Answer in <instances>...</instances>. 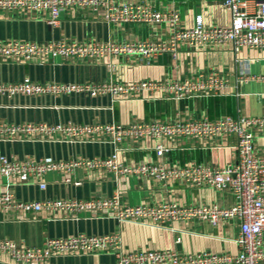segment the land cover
Here are the masks:
<instances>
[{
  "label": "crops",
  "instance_id": "1",
  "mask_svg": "<svg viewBox=\"0 0 264 264\" xmlns=\"http://www.w3.org/2000/svg\"><path fill=\"white\" fill-rule=\"evenodd\" d=\"M117 2H145L159 10H171L181 15V28H191L198 16L208 27L230 26L231 14L222 0H115ZM174 28L145 23L110 24L105 18L82 8H72L62 15L59 26L48 23L46 15L0 11V41L18 39L50 42L59 40L98 41H161L169 40ZM218 71L229 86L214 96H194L176 100L163 92H143L138 96H62L28 97L0 96V122L91 124L176 121L198 118L217 119L225 116L263 117L264 50L236 51L232 45L179 47L177 56L170 52L157 55L149 62L133 58L107 56L100 62H80L77 59L23 62L14 58L0 60V83H14L30 78L47 82H105L114 80L134 83L143 80L175 81L193 77L200 72ZM249 76L247 81L244 79ZM256 153L264 157V130H255ZM160 141L146 137L128 139L119 146V160L125 164L160 162L169 166L188 164L225 166L237 160L234 136L218 138L180 137L163 141L168 152L159 156ZM113 153V145L105 138L91 136L70 142L69 139L33 141L21 137L0 140V157L24 161L54 157L57 160L94 159ZM74 178L81 185L64 182L61 173L46 176L47 188L41 190L37 182H17L0 176V192L12 191L26 202H42L56 198L87 199L96 192L111 197L119 192L127 205H157L175 203L179 206L219 205L230 207L238 202L231 191L210 187H191L180 182L160 181L143 176L115 178L106 170L77 169ZM99 188V190H96ZM118 233L126 252L171 250L179 254L213 253L236 255L240 251L238 220L220 221L216 225L199 219L183 220L166 225L143 221L121 224L112 216H91L82 212L68 217L62 212L46 211L5 213L0 210V240L9 239L28 248L42 246L48 238L77 234L107 235ZM50 264H117L109 251L84 255L54 256ZM0 264H15L8 257H0Z\"/></svg>",
  "mask_w": 264,
  "mask_h": 264
},
{
  "label": "built area",
  "instance_id": "2",
  "mask_svg": "<svg viewBox=\"0 0 264 264\" xmlns=\"http://www.w3.org/2000/svg\"><path fill=\"white\" fill-rule=\"evenodd\" d=\"M231 14L230 26L208 27L198 16L191 28H181V15L171 10H159L145 2L115 0H0V11L25 12L29 15H46L48 23L60 25L62 15L72 8H82L105 18L110 24L126 25L145 23L151 26L167 25L174 28L169 40L161 41H98L59 40L50 42L8 39L0 41V60L14 58L23 62L49 61L57 58L77 59L80 62H100L107 56L133 58L149 62L157 55L170 52L177 56L179 47L232 45L236 51L264 50V0H222ZM250 78L247 76L244 81ZM264 80V76L251 77ZM228 81L216 70L203 71L193 77L175 81L143 80L121 83L105 82H47L39 83L25 78L14 83H0V96L62 97L85 95L138 96L149 92L182 100L194 96H214L228 88ZM264 130L263 117L225 116L217 119L198 118L176 121L135 122L130 124L94 122L79 123H7L0 122V140H16L21 137L33 141L69 139L70 142L95 136L105 138L113 145V153L94 159L78 158L57 160L54 157L19 161L0 157V176L17 182H37L41 190L47 188L46 176L61 173L64 182L79 186L74 178L77 169L106 170L115 178L143 176L154 178L165 186L168 181L180 182L191 187H210L231 191L238 202L230 207L219 205L179 206L175 203L157 205H127L120 200L119 192L111 197L94 193L87 199L74 197L56 198L45 203L26 202L6 190L0 192V210L5 213L31 211L62 212L68 217L86 212L91 216H112L120 224L125 221H143L166 225L183 220L199 219L212 225L220 221L238 220L240 251L236 255L195 253L179 254L171 250H145L126 252L118 233L107 235L77 234L68 237L48 238L42 246L28 248L9 239L0 240V257L6 256L15 264H50L54 256L84 255L109 251L117 264H264V157L255 150V130ZM234 136L237 160L225 166L188 164L169 166L150 162L129 165L119 160V146L128 139L149 137L160 141L159 156L168 152L163 141L180 137L218 138ZM96 190H99L97 188Z\"/></svg>",
  "mask_w": 264,
  "mask_h": 264
}]
</instances>
